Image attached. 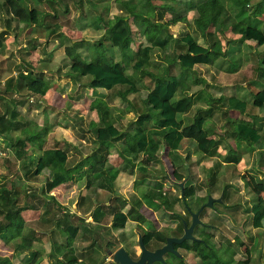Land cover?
Here are the masks:
<instances>
[{"label": "rangeland", "instance_id": "rangeland-1", "mask_svg": "<svg viewBox=\"0 0 264 264\" xmlns=\"http://www.w3.org/2000/svg\"><path fill=\"white\" fill-rule=\"evenodd\" d=\"M87 0H81V4H79L78 0H52V2H46L45 0H41L40 3H38L37 8L39 10L48 12V16L50 18L44 17V27L42 26V36L41 40L39 42V48H36V51L44 54L43 58L44 60H51V64L49 65L46 61H42V63L37 67L39 70H47L48 73L44 74V81L45 86L43 88V91L41 93V96H43L44 99L49 100L51 97V90L57 92V96L59 97L58 103L63 105V110H66L68 108V103L66 100H69L71 102H75L76 110H73L74 112H69L68 114L71 115L69 117L70 121V136L74 137V148L70 149V155H74V160L77 161V156L80 154L88 155L90 152H92V148H95L96 146V139L94 134V129L88 126L86 122L89 121V118L91 116V107L94 108L95 112H92L97 114V117H95V121H97V126H101V120L104 119H110L114 125L118 129H131L133 127V120L135 119L137 113L146 112L147 108L144 104V96L146 94V91L148 87L151 86L150 80L152 76L149 74L144 76L143 78L139 77V73L133 72L130 68V65L125 67L126 74L130 75L131 78L135 81L136 87L138 89L135 93H129L127 94V97L125 99H122L119 95L115 94L117 90H122V88L115 89L116 91H102L101 89L98 90H92V93H88L89 89L85 91V88L83 86L86 85V82L89 80V76H78L80 78H77L79 81L82 80L81 78L85 79L86 82L82 85L78 82H74L73 79L68 77L67 75H63L67 67L69 66V59L64 55V47L70 46L73 43L77 44V47L74 49L75 52L79 55V57L83 60H89L91 59V56L94 54V48L93 43L98 39L102 37L103 33V25L111 19L112 16L116 14H123L127 17V22L130 26V49L133 50L134 43L135 42H141L143 44H146L144 37L141 34V31L143 29V25L137 22L134 18L127 15L126 11L122 8L119 1L121 0H93L94 5H98V9L91 7L89 8L86 3ZM126 1V0H123ZM128 2L134 3V4H140L146 0H127ZM199 0H175V2L172 4L173 9L166 11L163 14L162 20H168L170 18H175L176 16L181 15H187L185 17H178V20L170 24L167 27V31L172 36V38H178L182 36L185 32L189 34H194L196 30L191 22L192 12L188 10V5L196 4ZM86 2V3H85ZM89 2H92L89 0ZM103 3V4H102ZM151 3H158L156 0L152 1ZM29 4V3H28ZM79 4V5H78ZM106 4V5H104ZM28 7H31V4L28 5ZM106 7V8H105ZM185 11H183V9ZM95 10L101 11L100 12V21L97 22L95 19ZM186 12V13H185ZM53 16V17H52ZM52 17V18H51ZM8 21V25L11 27L12 30L15 31V33L20 35L18 38L21 39V42L28 40V36L25 37L26 31H23L27 27H23L20 22L16 20V18L10 17L7 15L4 10H0V28L5 24V22ZM52 22H56V26L53 25ZM26 30V29H25ZM209 31H213L215 33L217 31V28L211 27L208 29ZM197 31V30H196ZM46 32V33H45ZM225 35V33H224ZM22 36V37H21ZM195 39H198L197 36H194ZM211 37V36H210ZM219 40H222V35L217 36ZM23 39V40H22ZM26 39V40H25ZM89 39V40H87ZM213 40H208V44ZM29 41V40H28ZM134 41V43H133ZM27 42V41H26ZM34 42H36L34 39L30 41L32 45H34ZM73 42V43H71ZM107 44V42H104ZM230 44V49H231ZM179 46L176 45V43L173 42V39L168 42L167 46L162 49L163 51L153 50L151 53V61L144 67L147 71H149L152 75H160L163 71V69L166 68L167 62H169L171 59L174 60V55L180 51ZM52 49V50H51ZM42 50V52H41ZM113 48H109V50L106 52L108 55L113 54ZM126 50L121 54V58L127 59L128 63H131V57L132 51ZM89 51V52H88ZM116 51V50H115ZM240 52V51H239ZM243 56V52H241ZM256 56L257 58H261L264 56V45L260 46L258 49H256ZM245 59L240 62L239 65H231L230 67V74H222L221 72L217 71L215 67L213 66H196L192 71L188 72L187 70H180V67L173 64L172 71L175 75L179 78V84L180 87H186L187 85L189 87V91L195 90L196 92L200 90L197 94L200 92V98H198V101L204 102L205 99H207L208 92L210 94H215V92L222 93L223 95H229L234 92L237 86L240 82L243 80H249L251 78H254V76H257L256 70H253V68L250 71V66H252V57L244 53ZM240 58V57H239ZM242 58H240V61ZM55 61V62H54ZM54 62V63H53ZM258 63V62H257ZM257 66V65H256ZM50 70H53L54 72H50ZM49 77H48V75ZM54 74L57 76L55 77ZM213 77V78H212ZM188 78V79H187ZM199 78H203L205 81L204 83L197 82L195 85L194 80H198ZM52 79L53 82H50ZM207 82L213 83L216 86H210ZM208 84V85H206ZM228 84V85H227ZM230 84V85H229ZM206 85V86H205ZM257 87H264V81L260 80L257 84ZM244 87V86H242ZM79 89L81 90L79 92ZM179 89V88H178ZM206 90L207 92H205ZM237 90V89H236ZM246 91L244 95H251L247 93V89L243 88L242 91ZM185 92V91H183ZM180 89L176 93L175 98L179 96ZM188 93V90H187ZM196 94V93H195ZM54 95V94H53ZM206 95V96H204ZM80 96V97H79ZM44 99L41 101L45 103ZM53 99H55L53 97ZM56 100V99H55ZM91 101L90 104L91 107H89V101ZM65 101V103H64ZM72 104V103H70ZM88 105V106H87ZM208 103L206 104V106ZM74 106V103H73ZM89 107V108H88ZM79 109V110H78ZM83 109V112L80 110ZM102 109V110H101ZM99 112L100 114H98ZM254 112V108L249 107L247 113ZM264 117V109L260 111ZM196 113V107L192 106L187 110L183 117H190L195 115ZM78 114H82L80 116L81 122L78 121L79 117ZM150 120L146 122L145 126H151L157 118V113L154 110H150ZM25 115V113L23 114ZM51 114L49 113V116ZM95 116V115H94ZM234 114L230 112L227 113L223 110V106L220 105V103L215 102L211 106V112L209 114V118L214 119L215 121H212L213 124L218 123V128L221 129L220 132H214L215 138L219 137L220 139H226L231 140L232 138V125L231 122L229 123L226 121V117H229L231 120L233 118ZM98 117H101V120L98 119ZM54 118L58 119L57 116ZM239 118H242V115L239 116ZM98 119V120H97ZM60 120V119H59ZM31 121V120H30ZM66 118L63 119L64 123L68 122ZM85 122V123H84ZM207 125H205L206 128ZM41 127H39L40 129ZM87 128V129H86ZM29 131H31V134L34 131H36L35 126L29 127ZM86 129V130H85ZM260 132L262 133V137L264 138V122L262 123V127H260ZM37 132V131H36ZM221 133V134H219ZM44 135L45 133L43 131L37 132L36 137H39L40 135ZM226 137V138H225ZM221 144H223V140L220 141ZM195 144V143H194ZM48 146H51V144H47ZM52 146H54L52 144ZM65 146H62L61 148L66 150L64 148ZM264 147V145H263ZM181 148H184V152H174L171 153L168 156V159L171 161L172 165L177 167L178 165L182 166V168L178 169L177 172L180 174V179H174L172 176V167L170 166V163L168 160L162 155V160L157 159V165L155 167L154 163H151L150 165L146 164L144 171L139 170L137 167L134 169V177H130L127 175H122L121 177H118V180L114 183V190L112 192H106L102 193L103 195H97L94 197V193L92 191H89L87 195L83 198L82 196V189H76V186H73L71 191H76L74 195L71 196V198H67L70 196V191L63 188L64 192V205H59L60 208L59 211L63 209L65 213L62 214V216L58 217V221L56 223L55 227H58L55 232L54 229H51L49 232H51L49 237L42 238L41 234H38V239L40 240L39 244H33L34 248H42L44 253V259L43 264H59L56 263L57 259L56 257H60L59 259H63L65 261V256L69 257L70 255L76 258V264H80V261L83 262L82 264H94L96 259L102 254V246H104V243L109 242H116V239H121L124 236H127L129 233L127 231L123 230H115L112 229L109 225L111 223V211L113 209H117L120 206L119 200H129L131 203H137L135 206L140 207H146L147 205H150V209H155L151 206L150 200H153L151 198V189H149L152 184L155 182V180H158V182H161V190L160 192H164L165 196L170 200H178L176 205H173L170 209H162L158 210L154 213H151L150 211H147L146 215L142 217V221L148 219V215L153 219V215H156L158 220H162L163 223H167L171 225L173 223L178 226L176 222V218L170 221V223L167 221L169 220V216L167 215H177L180 214L183 221L189 223V212L186 211L185 207L183 206V201L187 205V209H192L191 199L193 197L202 198L201 196L203 194L208 193V190L215 189L213 195L217 197L220 193V187L223 185L225 196H223L224 202L222 205H220L218 202H214V206L218 209L216 212H211V218L209 220L205 218L202 214H200L199 219L201 224H203V221H207L209 223H213L218 227V232L215 234L216 239L215 244L217 241L219 243H224V245L229 248L230 250H233V252H237V258H244L243 260H239L241 263H247L244 262L246 259V256L248 254H245L244 252L245 248L248 250L251 249L253 253V258H251L248 262V264H264V229L259 231L256 238H250L249 241L244 240L245 236H243L242 232L244 230H251L249 227L250 219L248 216H246L248 213L247 208L249 207L250 202L253 200V198L249 199V195L252 194V188L250 190L248 181L256 180L260 181V183L263 184V187L258 190V193L261 197H264V149L261 151V157L259 156L255 157L254 153L249 152L244 155L245 160V169L248 168L249 171H243L244 169H239L237 167H234L232 165L224 166L220 162V159H215L214 157L212 159H206V155L203 156L199 150L197 151L192 143H183L181 145ZM231 150L237 151V147L234 149V146ZM114 152L115 149H113ZM228 150V146L225 147H219V151H222L226 153ZM158 155V153L156 154ZM184 155V160H179V156ZM71 157L68 159V161H71ZM179 160V161H178ZM183 161L184 164L180 163ZM179 162V163H178ZM16 160L13 156L5 157V159L0 161V178L2 179V183L4 182L5 188L11 189V180L17 183L16 174H15V166ZM154 166V167H151ZM180 166V167H181ZM217 176V182L219 184H216L215 180H212V176L210 177L211 173ZM42 180L44 176H41ZM47 178V177H46ZM127 179V180H126ZM189 180L188 182L189 186L192 187L193 190V196L190 198L180 200V187L178 186V182H183V180ZM179 180V181H178ZM248 184H246V183ZM208 184L207 189L205 190L204 185ZM253 183V182H252ZM85 184V182H84ZM254 185V184H253ZM15 186V185H14ZM22 189V187H21ZM19 190V199L20 201L23 199V201L30 200V203L34 200L33 206L39 205L40 201L38 198V192L37 187H32V185H28L26 187V190L33 193L34 195H30V193H25V190ZM94 190V189H93ZM42 193V192H41ZM228 194V196L226 195ZM116 195V196H115ZM163 197V196H162ZM122 198V199H121ZM139 200H138V199ZM161 198V197H160ZM207 198V197H206ZM74 199V201H73ZM165 199V198H164ZM83 200V201H82ZM124 200V201H125ZM207 199H204L201 204L205 203ZM54 201V200H53ZM172 201V202H173ZM50 202V201H49ZM47 202V203H49ZM52 202V201H51ZM141 202L145 205L143 206ZM29 203V204H30ZM73 203V206L71 205ZM83 204V207L81 205ZM140 203V205H138ZM213 203V202H212ZM21 204V203H20ZM94 204L97 205L98 209H101L103 212L102 216L99 218L98 223L93 224L92 221L90 222V225L88 229L86 228L85 223L82 221L84 218H87V214H85V211L90 210V207H92ZM50 206V204H48ZM230 205V207H229ZM47 206V207H49ZM90 206V207H89ZM95 206V205H94ZM55 207V206H54ZM81 207V208H80ZM110 208V209H109ZM143 208L141 210L143 211ZM41 211H44V213L40 214L38 216V219L36 216L32 215L31 221H28L23 225V228L21 230V233L24 235L27 233V230L30 229L32 226H36V229H45L47 226L44 225L48 221V216L45 214L46 208L45 205L42 207L40 206ZM55 208V210H57ZM211 211V208H205ZM126 210V209H125ZM165 210L171 211V214H165ZM183 211V212H182ZM193 211V210H192ZM207 211V212H209ZM205 212V211H204ZM58 216L61 214L60 212ZM183 213V215L181 214ZM85 214V215H84ZM218 214V217H217ZM230 215V225L226 222L227 216ZM46 218V219H45ZM83 218V219H82ZM245 218V219H244ZM244 219V220H243ZM47 220V221H46ZM232 220V222H231ZM50 221V220H49ZM153 221V220H152ZM86 222V221H85ZM236 223V224H234ZM67 224L76 225L78 226L79 230L77 231L71 246L66 247L64 245L66 234L63 231L64 227ZM146 224V223H145ZM144 224V225H145ZM201 224L196 225L197 231L200 232L199 236H201L202 239L206 241V236L202 232ZM205 224V223H204ZM54 225V224H53ZM129 223H126L127 227ZM195 227V229H196ZM263 227H264V219H263ZM137 229V227H135ZM138 229H140V226H138ZM195 229L193 231V234L196 235ZM181 230V227H180ZM179 227H177L176 232H180ZM204 230V229H203ZM208 230V229H205ZM174 232V229H172ZM247 235H250L249 233L245 232ZM234 236L237 238L236 242H232V238ZM263 236V237H262ZM244 240V241H243ZM49 242V243H47ZM108 242V243H109ZM239 242V244H238ZM45 243L43 246L42 244ZM107 243V244H108ZM244 243V244H243ZM251 243V244H250ZM49 244H55L53 246H49ZM250 244V245H248ZM32 245V244H31ZM217 245V244H216ZM2 246V245H1ZM0 246V255L6 254L4 253V249ZM61 246L63 253L62 254H55V252L59 253L62 250L57 247ZM239 246H242L239 248ZM56 247V248H52ZM46 250V251H45ZM51 250V255H48V252ZM215 250V249H214ZM55 251V252H54ZM65 252V253H64ZM216 253V252H215ZM218 255H220L217 252ZM234 254V253H233ZM232 254V255H233ZM231 255V254H230ZM263 257L261 258V256ZM222 257V256H221ZM223 258V257H222ZM260 258V259H259ZM38 259V258H37ZM36 259V260H37ZM224 259V258H223ZM263 260V261H261ZM79 262V263H78Z\"/></svg>", "mask_w": 264, "mask_h": 264}, {"label": "trees", "instance_id": "trees-1", "mask_svg": "<svg viewBox=\"0 0 264 264\" xmlns=\"http://www.w3.org/2000/svg\"><path fill=\"white\" fill-rule=\"evenodd\" d=\"M45 1L52 2V0ZM87 1L85 3L89 8L98 9V5H94L93 0H91L92 2ZM152 1L154 0H146L137 5L127 0L119 1L127 15L143 25L141 34L147 42L146 44L137 42L133 50H131L130 26L127 22V17L123 14H116L103 25L102 37L93 43L94 54L91 59L83 60L79 57L74 50L77 47L76 43L64 47V55L69 59L68 75L73 78L89 76L86 87L90 90V93L95 89L116 91L115 89L122 88V90H117L115 94L125 99L127 94L137 92L135 81L130 75L126 74L125 67L129 65L133 72L138 71L140 78L148 74L152 78L150 80L151 86L148 87L143 100L147 111L137 113L135 119L131 122L133 123L132 129H118L109 118L101 120V117H98L101 120V126L90 122L88 126L95 128L94 134L98 146L95 151L74 167L68 168L65 164L66 151L64 149H42L40 155L35 157L33 170L29 171V174L35 176L43 168L49 169L50 176L44 183L46 192L61 183L72 180L73 171L80 167L81 163L87 162L91 170L86 178V183L88 185L94 184L96 187L112 192V181L121 169L128 173H132L134 167L144 171L145 168L140 163H136L139 155L147 159L152 158L160 145L164 148L163 156L172 167V176L177 180L180 179V174L176 171L168 156L176 152L181 139L187 138L194 141L198 150L204 154L211 153L217 146V141L210 137V132L205 128L203 115L196 113L189 124L183 125L181 116L191 107L192 96L186 93V89L183 86L180 87L179 78L172 71V67L175 63L180 67V70L190 72L195 64H212L218 57L229 55L230 51L232 52L236 48V44L240 40H250L255 44H262L264 42V28L261 29L257 17L264 14V0H199L196 4L188 5L187 11L192 12V25L199 32L202 43H198L197 39L189 33L185 32L178 38H172L167 31V27L170 24L175 23L178 17H183L176 16L165 21L162 20L163 14L173 9L172 4L175 0H156L158 3H151ZM40 2L41 0H0V10H4L10 17L16 18L21 23L22 28L30 25L44 27L43 19L48 16V12L37 8ZM78 2L81 4V0H78ZM30 4L31 7H28ZM245 11H248V14L253 19L252 21L246 23L235 19L243 15ZM100 12L95 10L97 22L100 21ZM52 23L56 26V22ZM226 23L229 25L230 30L232 29L231 31L238 36L236 39L228 38L223 34ZM3 26L4 30H0V42L10 27L8 21ZM210 27L211 29L217 28L218 33L222 35V40L214 38L213 31L208 30ZM207 38L208 40L213 38L210 44L206 43ZM171 39L179 46L180 51L176 54L174 60L167 62L166 68L163 69L160 75H152L146 68L144 69L150 61L152 51H162ZM224 40L226 41L227 50L223 47L222 42ZM104 42H107V44ZM109 48H113L112 55L106 53ZM126 50L132 51L130 64L127 59L121 58V54H124L123 52ZM17 74L18 76L14 82L15 90L27 91L31 95L43 91L45 83L39 76H32L27 72L25 74L21 72ZM256 74L259 79L264 81V57L259 60ZM9 82L10 80H7L6 84L8 86L10 85L8 84ZM4 88L6 89V86ZM178 88L181 93L175 98L176 93L179 91ZM226 102L230 109L239 113L245 110L246 104L242 98L233 96L227 98ZM262 104H264L263 86L251 95L252 106L259 107ZM150 110L156 111L157 118L150 127H146V122L150 120ZM97 113L100 114L99 112ZM18 116L19 113L14 109H5L0 113V149L6 150L8 153L14 154L15 158L20 159L22 155L30 152L29 148L25 149L26 141L30 138V135L26 127L23 124L21 125ZM232 134L236 142L243 141L248 146L255 143L259 138L257 128H255L253 123L245 120L236 121ZM109 147H113L116 155L121 159L120 166L108 167L106 170L95 172L92 168L93 165L103 160V155L99 151H108ZM38 148L40 149V145H38ZM239 157V154L229 149L225 154L224 161L237 163ZM248 183L251 190L252 183L251 181H248ZM156 186L160 188L161 184L157 183ZM162 193L160 190L153 192L151 193V198H165L164 193ZM182 196L183 199H191V196H193L192 187L184 184ZM51 199L53 198L51 197ZM24 202L23 199L20 201L17 191L6 189L0 178V241L4 245L11 246L14 252L31 249L30 241L21 237L23 219L20 216V210L32 207ZM119 202L120 206L111 211V223L109 226L112 229L122 228L126 219L142 221V216L136 210L134 204H131L123 212L122 208L125 202L124 200H119ZM149 202L153 208L157 207V204L152 200ZM247 212L251 214V226L260 227V221L264 217V201L252 204L247 208ZM102 214V211L95 208L92 213V219L95 223L98 222L99 216H102ZM178 224L180 230V227L182 228L181 222ZM78 230L79 228L76 225L67 224L64 227L66 246H71ZM182 246L193 250H197L199 247L204 248L201 241L196 240H184ZM63 256L65 261H67L68 257ZM36 257V251H31L25 264H34ZM198 257L201 260V264H214V262L216 264H226L219 257L211 256V252L199 251ZM70 259L75 258L70 255ZM6 262L7 258L0 257V264H6Z\"/></svg>", "mask_w": 264, "mask_h": 264}, {"label": "crops", "instance_id": "crops-1", "mask_svg": "<svg viewBox=\"0 0 264 264\" xmlns=\"http://www.w3.org/2000/svg\"><path fill=\"white\" fill-rule=\"evenodd\" d=\"M186 12L188 13L189 11H186ZM184 15H181V16H183V17L187 16V15H185V16ZM191 19H192V17H191ZM235 19L241 20V21L246 22V23L253 20L250 17V15L248 14V11H245L243 13V15L238 16ZM257 20H258V22H260L261 29H263L264 28V14L257 17ZM191 22H192V20H191ZM25 29L23 31H26L25 37L28 36L29 41L25 39L27 41L26 42L22 39L24 42V43H22L21 39L18 38L22 34H20L18 36V34L15 33L14 30H12V26H11L7 29V33L4 35L3 40L0 42V113H2L5 109H10V110L14 109L15 111H17L19 113L18 118L20 120L21 125L23 124L26 127V130H28L29 135H30V138L26 141V145H25V149L29 148V150H30L29 153H26V154L22 155L20 157V159H17L14 157V154H10L7 152L6 157L13 156L16 160V165L14 166L15 167L14 172L16 174L15 176L17 179V183L11 180V189L8 188V190H15L18 192L22 187L21 190H25V193H30V195L32 196L34 194L27 191L26 187H28V185H32V187H37L38 192H40V194H38V196H39L38 198H40L39 199V201H40L39 205L33 206L34 200L32 201V203H30V200L25 201L24 203H27V204L30 203L29 205H31L32 207L21 209L20 210V216L23 219V225H25V223L28 221L33 222L31 220L32 215L36 216L37 218H33V219L37 220L38 217H40V216H38L39 213L40 214L44 213V211H41L40 206L42 207L43 205H45V207L48 208V209H46V212H45V214L48 215V216H45V217H48V221L46 220L47 222L44 223V225L47 226L45 229H38L37 230L36 226L34 225V226L30 227V229L27 230L26 234L23 235L21 233V237L26 238L30 241V248L31 249H28V250L23 249L22 251L14 252L12 250L11 246L4 245L0 241V246L2 245L1 247L4 249V253H6L3 255H0V257L7 258L6 264H25V262L28 260V258L30 256L31 251H36V253H37L36 259L37 258L38 259L37 260L34 259V264H43L42 262H43V259L45 257L44 256L45 252L42 250V248H39V247L34 248L33 244H39L38 242L40 240L37 238L38 234H41L42 238H44L45 236L49 237L51 235L50 234L51 232H49V231L51 229L55 230V228L56 229L58 228V227H55L56 223L59 219L58 217L62 216V214L65 213V211L63 209H61L60 211L58 210L60 208L59 205L62 206L65 204L63 202L64 196H65L64 192H63V188L70 191V196H68L67 198H71V196L76 193L77 190L71 191V189H73L72 188L73 186H76V189H80V190H81V188H83L82 193L80 195V196H82L81 198H83V195L85 197L89 191H92L94 193L93 194L94 197H96L97 195H99V196L103 195L102 193L108 192L103 188L96 187L94 184L88 185L86 183V180H87L86 178L89 175L90 170H91L90 166L88 165V162L87 163H81V166L77 167L73 171V174H72L73 179L72 180L61 183V184L51 188L47 192L44 189V183L50 176L49 169L43 168L35 176H31L29 174V171L33 170L35 157L37 155H40L42 149L61 148L62 146H64V144H66V146L64 147L66 149L65 150L66 151V162H65V164L68 166V168H72L76 164L80 163L83 159H85L86 156L90 155L93 151H95L97 146H98V143L96 142L95 148H92V150H91L92 152H90L88 155H84V154L78 155L77 161H75L73 163L74 155L72 156V154L70 155L69 153H70V149L74 148V141L75 140H74L73 136H70V133H71L70 131H72V130H71V127L69 125L70 121H68V120L72 114L69 115L68 113L74 112L73 110H76L77 106H75V102H71L69 100H66L68 103V108L66 110H63V108H64L63 105L58 103L59 97L57 96V92L52 91V89H50L51 90V97L49 100L44 99L43 96H41V94H32L31 95V94H28L27 91L15 90V88H14L15 83L14 82L18 76L17 73L21 72L22 74H25L27 72L32 76H39L41 79L44 80V76H45L44 74L48 73V71L42 70V69L39 70L37 67L42 63V61H46L49 65L52 63L50 59L44 60V58H43L44 54L36 51V48H39V42L41 40L40 37L42 36V30L43 29L39 26H34V25H30ZM0 30H4V26H2L0 28ZM231 30L229 28V25L227 24L223 34L225 33V36L228 38L236 39L238 36ZM194 31H195V33L193 34V36H197L198 37V39H197L198 43H202V38L200 37L199 32L196 30H194ZM38 34H40L41 36H39ZM219 35L220 34L218 33V31H216L214 33V38L216 39L217 36H219ZM33 39L36 41V42H34V45H32L30 43V41H32ZM87 40H89V39H87ZM71 43H73V42H71ZM133 43H134V41H133ZM135 43H137V42H135ZM135 43H134V45H135ZM222 43H223V47L226 49L227 48L226 41L224 40ZM141 44H143V43H141ZM262 45H264V42L262 44L258 45V44H255L254 42L250 41V40H240L236 44V48H234V50L232 52L230 51L229 55H225V57H218L216 60L213 61L212 64H195L191 70H193L196 66H213V67H215V69L217 71H219V73L221 72L222 74L225 73L227 75V74H230L229 72H230L231 65L235 64V65H239V67H240L239 63L245 59L244 53H246L247 55L252 57V66H250V71L253 68V66H254L253 70H257L259 60L264 56H262L261 58H257L258 56H256V54H257L256 49H258ZM41 52H42V50H41ZM241 52H243V56L241 55L242 54ZM239 57L242 58L241 61H240ZM173 58H175V55ZM150 61H151V58H150ZM50 72H54V71L50 70ZM63 75H67L68 77L73 79V81L75 83L79 81L77 78H80V77L73 78V77L69 76L68 75V67L65 70V72L63 73ZM54 76L57 77L55 74H54ZM48 77H49V75H48ZM82 77H84V76H82ZM81 79L82 80L79 81L80 85H82L83 83L86 82L85 79H83V78H81ZM7 80H10V82L8 83V84H10L9 86L6 84ZM50 80H51L50 82H53L52 79H50ZM260 80L261 79H259L257 76H254V78H251V79L246 80V81L243 80L237 86L238 87V88H236L237 90L235 89L234 92L229 94V95H223L222 93H219V92H215V94L212 95L208 92L207 99H205L204 102L198 101V98H200L199 94L201 92L199 94H197V93L200 90H198L197 92L195 90L189 91L188 85H187V89L184 86V88L186 89V93L188 90L187 94H189V95L191 94V96H192L191 107L192 106L196 107V113L204 116L205 125H207L206 129L210 132V137L213 138L214 140H216L218 143L217 146L215 147V149H213V151H211V153L204 154L201 152L203 156L206 155L205 156L206 159H209V158L212 159L214 157L215 159L216 158L218 160L220 159L219 163H222L224 166L232 165V166L237 167L239 169H244L243 171H246V170L249 171L248 168H246V169L244 168V167H246L244 155L246 153L248 154L249 152H251V153L255 154V157H257V155L259 156L258 158L261 157V151L264 149V147H263L264 138L262 137V133L260 132V130H261L260 127H262V123L264 122V117L260 116V115H262V113L260 111L262 109H264V104H262L259 107L252 106L251 105V97L249 95H244V93L246 91H244V90L242 91L243 88H246L248 91L247 93L252 95V93L261 89V87H257L258 86L257 84L259 83ZM194 82L196 85L197 82L204 83L205 81L203 80V78H199L198 80H194ZM44 83H45V81H44ZM207 83L212 87L216 86L213 83H209V82H207ZM208 84H206V85H208ZM5 86H6V89L4 88ZM242 86H244V87H242ZM83 87L85 88V91L88 90L86 85ZM80 91L81 90L79 89V92ZM88 91H89L88 93H90V90H88ZM102 91H105V90H100V92H102ZM204 91L207 92L206 90H204ZM204 96H206V95H204ZM233 96H237L239 98H242L245 101L246 107H245L244 112L239 113L238 111L230 109L228 107L226 100H227V98L233 97ZM53 97L56 100L53 99ZM42 99H44L45 103H43L41 101ZM91 101L92 100H90L88 102L89 107H91V105H92V104H90ZM215 102L220 103V105L223 106V110L225 112H227V113L229 112V114L231 112L234 114L232 120L229 117H226V121H228L229 123L231 122L232 130H233V127H234L237 120L249 121V122L253 123L255 128H257V131L259 134L258 140L255 143H253L252 145L248 146L243 141L236 142V140L233 138V134H232V138H231L232 141L227 140L228 138H226V137H225L226 139H222V138L220 139L219 137L215 138V135L213 133L221 131V129L218 128L219 124L216 122H215V124H213L212 121H215V120L209 118V114L211 112V106ZM64 103H65V101H64ZM70 103H72V104H70ZM73 103H74V106H73ZM207 103H208V105L206 106ZM249 107L254 108V112L247 113ZM91 109H92V110H90L91 116L89 118V121L86 122L88 124L90 122L97 123V121H95V117H97V114H95V113L92 114V112H95V110L92 107H91ZM80 111L83 112V109H81ZM24 113H25V115H23ZM49 113L51 114L50 116H49ZM196 113H195V115H196ZM81 115L82 114H78V117H79L78 121H80V123H82L81 119H80ZM183 115L184 114H182V116H181L182 121H183V125L189 124L192 120V117L195 116V115H193V116L184 118ZM240 115H242V118H239ZM55 116H57L58 119L54 118ZM64 118H66V120L68 121L67 123L63 122ZM33 126H35L37 132L43 131L45 134L44 135L42 134L39 137H36V134H37L36 131L33 132L35 134H31L30 133L31 131H29L28 128L33 127ZM39 127H41V128L39 129ZM146 127H150V126H146ZM122 130H124V129L122 128ZM231 133H232V131H231ZM219 134H221V133H219ZM221 140H223V142H224L223 144L220 143ZM188 142L192 143L193 147L198 151V148L196 147V144H194V141L187 139V138H183L180 140L179 146H178V149L176 150V152H184V148L182 149L181 145L183 143H188ZM47 144H51V146H48ZM52 144L54 146H52ZM38 145H40V149L38 148ZM225 146H228V150L230 149V147L232 148V146H234V149L237 147V151H235V152L237 154H239V156H240L239 161L237 163H227L224 161V157H225L226 153L219 151V147L222 148ZM113 149H114L113 147H109L108 151L107 150L99 151L100 154L103 155L102 156L103 160L101 162H97L93 165L92 168L95 170V172H99L100 170H106L108 167L120 166L121 159L116 155V152H114ZM163 149H164L163 146L160 145L158 151L155 153L154 157H152V158L147 159V158H144L142 155H139L136 163H140V165H142L144 168H145L146 164L150 165L151 163H154V165L156 164L155 165V167H156L157 165H159L157 163V159L160 161L162 160L161 157L164 154ZM157 153H158V155H156ZM70 157L72 159H71V161H68V159ZM3 158H5V157H3ZM3 158H1V160H3ZM184 158H185L184 155L179 156V160H184ZM180 163L184 164L183 161H181ZM180 166L178 165L177 167H175L176 171L178 169L182 168V166L181 167ZM151 167H154V166H151ZM262 168H264V166ZM134 169H135V167L133 168V171H134ZM209 174H210V177L212 176V180H215L216 184L219 187V184L217 182V176L214 175V178H213L212 172ZM122 175L134 177V172L128 173V172L121 169L117 173L114 180L112 181L113 190H114V186H115L114 183L116 182V180H118V177H121ZM41 176H44L43 180H42ZM89 178L92 181V178L90 176H89ZM187 181H189V180L188 179L183 180L182 187L184 184H186ZM84 182H85V184H84ZM157 183L162 184L161 182H158V180H155V182L152 184L153 186H151L149 188V189H151L152 193L158 192L159 190H161V187L158 188L156 186ZM189 183L190 182L187 183L188 186H189ZM251 183H252V191H251L252 194L249 195V199L253 198V200L250 202L251 204H249V206H251L252 204H254L256 202L264 201V197H261L258 193V190L263 187V184L260 183V181H256V180H252ZM246 184H248V183H246ZM3 185H4V182H3ZM207 187H208V184L206 183L204 185L205 190H208ZM214 190L215 189L208 190V193L203 194L201 196L202 198L197 199L198 197H193L191 199L192 200L191 201L192 210H195L202 203V201H204V199H206L207 196H211L213 199H219V201L215 200V201H213V203L218 202L220 205H222V203L224 202L223 196H225V192H224L225 190H224L223 185L220 187V193L217 197H215L216 194L214 193ZM213 195H215V196H213ZM226 195L228 196L227 193H226ZM51 197L53 199H51ZM73 201H74V199H73ZM152 201L157 204V207L155 209H150V207H149L150 205H147L144 208L137 206L138 208H136V210L141 214L142 217L144 215H146L147 211H150L151 213L155 214L156 211L162 210V209H167L169 207L171 208L173 205H176V203L178 202L177 200H174V201L170 200L166 196H165V199L160 198V197H156ZM47 202H49V203H47ZM124 202H125V205L122 208L123 212H125L131 204H134L135 206L137 205V203L136 204L131 203L129 200H127V201L125 200ZM48 204H50V206ZM141 204L143 206H145L142 202H141ZM71 205L73 206V203H71ZM94 205L92 207L89 206L90 210L85 211V214H87V218L86 219L82 218L83 219L82 221L85 223L84 225H86V228H88L90 225V222H88V221H92L93 224L98 223V222L95 223L94 220L92 219V213L94 212L95 208H98L96 204H94ZM138 205H140V203ZM47 206H49V207H47ZM81 207H83V204L81 205ZM229 207H230V205H229ZM55 208L56 209L58 208V209L55 210ZM141 208H143V211L141 210ZM205 208H209V207H204V210H202L200 212V214H202L205 218H207L209 220V218H211V214H212L211 212H213V211L212 210L209 211L208 209H205ZM98 210L101 211V209H98ZM207 211H209V212H207ZM57 212H60L61 214L58 216L59 213H57ZM165 214H171V211L165 210ZM246 214H247L246 216H248L250 219L249 227L251 230H244L242 232V234H243V236H245L244 240H247V239L249 240L250 238L252 239L253 237L256 238L259 231L264 229V227H263L264 217L260 221V223H261L260 227H252L251 226V214L249 212ZM167 216H171V215H167ZM226 216L228 218V219H226V222L230 225V215L228 214ZM100 217L101 216H99V218ZM152 217H153V219L150 217V215H148V220L156 221L157 224H155V226L158 227V229H161V227H159L160 226L159 222H163V221L161 219L158 220L156 215H153ZM217 217H218V214H217ZM98 221H99V219H98ZM134 221H137V220L126 219L124 226L122 228L115 229V230L127 231L129 233L127 236L129 238H132L133 237L132 229H133ZM202 221H203V223H208L210 225H213V227H207L205 225H201V228H202L201 230H202L203 234L205 236H207L208 239H210L212 241V247L215 249L214 253L216 252L215 255L217 257H219L220 259H222L224 262H226V264H244V263H241L239 261V260H243L244 258H237V255H238V254H236L237 252H233L234 254L231 253L234 249L229 251L230 247H228V246L226 247L224 245L223 241H222V243H219L217 241V243H216L217 245L215 244L214 239H216L215 234L218 232V227L216 225H214L213 223H209V222L204 221V220H202ZM231 222H232V220H231ZM126 223H129V225L127 227H125ZM234 224H236V223H234ZM195 227L196 226H194L193 231H194ZM205 229H208V230H205ZM56 231L57 230H55V232ZM88 231H89V229H88ZM245 232L249 233L250 235H247ZM195 233L197 236H199L200 232L197 231V227L195 229ZM199 237H201V236H199ZM236 240H237V238L234 236V238H232L231 241L237 243ZM198 241H202V240L198 239ZM249 241H251V240H249ZM47 243H49V242H47ZM65 243H64V245H65ZM44 244L45 243H43L42 246ZM238 244H239V242H238ZM250 244H248V245H250ZM53 245H55V244H49V246H53ZM66 247H68V246H66ZM240 247H242V246H239V248ZM52 248L54 249L56 247H52ZM57 248L58 249L60 248V250H62L61 246H59ZM50 252H51V250L48 252V255H51ZM217 252L220 255H218ZM244 252H246L245 254H247V252H248V254L246 255L248 257H246V259L244 260V262H247L245 264H248L249 260L251 258H253V253H252L251 249L248 250L247 248H245ZM62 253H63V250L59 253L55 252V254H57V255L62 254ZM71 257H73V256H71ZM262 257H263V255L261 256V258ZM59 258L60 257H56V259H57L56 263H59V264H76V262H75L76 258L69 260V257H68L67 261H63V259H59ZM261 261H263V260H261ZM82 263L83 262L80 261V264H82ZM45 264H47V263H45Z\"/></svg>", "mask_w": 264, "mask_h": 264}, {"label": "flooded vegetation", "instance_id": "flooded-vegetation-1", "mask_svg": "<svg viewBox=\"0 0 264 264\" xmlns=\"http://www.w3.org/2000/svg\"><path fill=\"white\" fill-rule=\"evenodd\" d=\"M181 200H184V199L180 198L179 201H181ZM182 203H183V206L185 207L186 211H188V209L186 208L187 207L186 203L184 201ZM200 205H202V204H200ZM209 208H211V210L213 212H216L218 210L214 206V203H212L211 207H209ZM190 210H192V209H190ZM195 210H193V211H195ZM202 210H204V208H202L201 211ZM182 215H183V213H182ZM199 216L200 215H198V218H199ZM169 218L170 219L167 220L169 223H170V221H172L175 218H176L175 220H176L177 224L184 220L180 214L169 216ZM189 219H190V216H189ZM189 223H190V221H189ZM189 223H187V225ZM155 224H157L156 221H151L148 219H146L145 221L143 220L141 222L140 221H134V225H133V229H132L133 237L129 238L128 236H124L121 239L117 238L116 242H109L108 241L109 242V243L107 242L108 244L104 243L103 244L104 246H102V254L103 255H100L96 259L94 264H118V263L111 262L109 259H107V256L105 254L106 250H115L118 247H122L124 249V251L126 252V256L128 257V259L131 262H136L138 260V258L140 257V254H141V249L138 245V235L140 236V239L142 241V244H143L145 251L150 252V253H152L154 250L162 247L164 245V241H165L166 237L178 238L182 235V228H181V232H179V231L176 232V229L178 226H176L175 223H173L171 225V223L167 224V223L159 222V225H160L159 227H161V229H158V227H156ZM201 225H205L207 227H213V225H210L208 223H205V224L203 223ZM138 226H140V229H138ZM135 227H137V229H135ZM172 229H174V232L172 231ZM192 235L195 238L202 240L201 244L203 245L204 248L199 247L197 250H193L191 248L186 249L182 246V242L179 244L173 243L172 244L173 252L166 251L164 253H161L160 259H158L156 261L155 260L150 261L148 264H201V260L198 257L199 251L211 252V256L216 257V255L214 253V248L212 247V241L210 239H208L207 236H206V241H205L201 237L194 235L193 230H192ZM145 261H142L141 264H145L147 262V261L146 262ZM214 264H216V263L214 262Z\"/></svg>", "mask_w": 264, "mask_h": 264}, {"label": "water", "instance_id": "water-1", "mask_svg": "<svg viewBox=\"0 0 264 264\" xmlns=\"http://www.w3.org/2000/svg\"><path fill=\"white\" fill-rule=\"evenodd\" d=\"M178 186L180 187V192L181 195L180 197L183 198L182 196V182L178 183ZM206 202L202 205H200L195 211H192L190 209H188L189 212V216H190V223L187 225L184 221L181 222L182 224V235L178 238H174V237H166L165 241H164V245L156 250H154L152 253L145 251L142 241L140 239V236L138 235V245L141 249V254L140 257L138 258V260L136 262H131L128 257L126 256V252L124 251V249L122 247H118L115 250H106L105 254L107 256V259H109L111 262L114 263H118V264H141L142 261H145V264H148L150 261L153 260H158L160 259V254L164 253L166 251H171L172 250V244H179L181 242H183L184 240H191V241H198L197 238H195L192 235V230L193 227L195 225H199L201 224L198 215L201 211L202 208L204 207H211L212 202L217 200L219 201V199H213L211 196H207L206 198Z\"/></svg>", "mask_w": 264, "mask_h": 264}, {"label": "built area", "instance_id": "built-area-1", "mask_svg": "<svg viewBox=\"0 0 264 264\" xmlns=\"http://www.w3.org/2000/svg\"><path fill=\"white\" fill-rule=\"evenodd\" d=\"M6 155H7L6 150L0 149V158L6 157Z\"/></svg>", "mask_w": 264, "mask_h": 264}]
</instances>
